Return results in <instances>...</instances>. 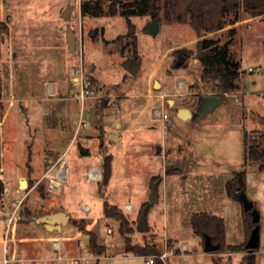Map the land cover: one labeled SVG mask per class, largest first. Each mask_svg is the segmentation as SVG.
<instances>
[{
  "label": "rangeland",
  "instance_id": "1",
  "mask_svg": "<svg viewBox=\"0 0 264 264\" xmlns=\"http://www.w3.org/2000/svg\"><path fill=\"white\" fill-rule=\"evenodd\" d=\"M4 1L5 8L0 11L3 89L8 86L10 75L16 96L23 98L45 95L47 82L55 85V96L73 98L79 96L80 79L87 85L88 93L84 101L63 104L23 99L16 103L5 122V136L0 141L6 147L2 158L4 172L0 175L4 183L0 199V264H9L4 259L13 257L12 239L3 240L7 217L15 218L18 225L15 231L24 259L20 264H65L56 261L58 253L51 250L50 244L53 240L72 243L77 229L71 225L72 219L81 222L84 229L89 224L86 230L97 236L98 245H104L98 264H148L150 256L124 252V238L131 246H147L158 252L173 248L176 255L169 257L167 264H242L241 252H205L190 223L194 214L219 216L225 225V242L246 243L245 211L241 202L226 192V184L235 172H245V194L259 214L260 245L255 257L256 264H260V251L264 250V171L258 170L257 163L246 160L243 135L264 130V16L249 17L240 10L239 20L234 24L209 34L201 31L198 36L187 20L178 23L172 12L166 14L162 9L154 15L160 30L153 37L143 30L153 18L149 13L93 18L79 12L83 0ZM68 6L69 16L64 18L63 11ZM106 6L107 2L104 10ZM229 8L228 23L238 10ZM129 22L135 27L133 34L128 33ZM67 27L75 34L76 50L72 53L66 45ZM232 27L235 31L230 54L240 62L241 72L239 102L224 95L222 103L206 116L181 120L177 114L179 108L185 107L195 114L201 97L216 94L202 87L197 41L215 37L224 43ZM183 52H187V57ZM179 55L184 61L175 67ZM130 58L140 61L135 75H129L121 67ZM248 67H260L261 73L249 72ZM177 80L185 83L181 90H176ZM156 82L160 84L159 90L154 89ZM163 91L169 93L163 106L169 118L165 122L155 119L153 113L160 105L157 96ZM168 100L174 103L170 105ZM48 107H51L48 114L43 113ZM93 107L96 112L91 123ZM22 109L28 114L24 115ZM25 124L26 128L35 130L31 136ZM11 127L15 130L13 134ZM35 134L39 139L33 142L36 165L32 177L27 173L24 136L30 142ZM48 141L59 155L43 161V153L37 152ZM12 144L13 154L9 148ZM84 150L88 153L83 154ZM105 157L111 158L112 175L104 198L125 216L127 226L123 235L119 222L102 212L103 200L97 194V183L85 177L88 168L99 166L101 178ZM58 158L67 163V176L61 189L54 192L47 189L44 174L60 170ZM178 165H183V169L173 170ZM155 177L161 178L157 187L159 201L152 204L148 193ZM21 181L26 182L24 187ZM125 203L132 204L133 213L122 209ZM142 203L147 204L149 228L145 232L135 228ZM82 204L89 207L88 214L80 211ZM58 211L70 215V224L50 234L38 221L41 216ZM92 219L97 222L93 223ZM107 228L112 229L111 234L106 232ZM46 237H51L48 242ZM81 238L83 249L88 252V236L84 234ZM181 242L188 245L183 254L178 249ZM3 249L9 250L7 255L2 253Z\"/></svg>",
  "mask_w": 264,
  "mask_h": 264
},
{
  "label": "trees",
  "instance_id": "2",
  "mask_svg": "<svg viewBox=\"0 0 264 264\" xmlns=\"http://www.w3.org/2000/svg\"><path fill=\"white\" fill-rule=\"evenodd\" d=\"M107 2L106 10L103 9L104 3ZM153 3L152 5L150 3ZM229 7L238 8L234 18L228 23L227 16ZM151 9L160 12L162 9L166 14L172 12L175 21H188L189 25L201 36L200 32L206 34L218 32L225 29L228 25L234 24L239 20L240 10L249 17L264 16V0H83L79 6V12L82 16L99 17V16H115L122 17L144 16L150 14ZM155 15V13H154ZM153 15V17H155ZM235 28L232 27L228 31V38L224 43L218 38H200L196 47V58L201 64L202 87L212 93H216L225 99L224 93L233 90H239V78L241 77L240 62L231 57L230 46L233 42ZM183 56L187 57V52H183ZM181 66V65H180ZM177 66L175 63V67ZM202 98V97H201ZM200 98V101H201ZM244 156L247 161H253L258 164V170L264 171V130H252L245 132L243 135ZM102 164V180L97 184V194L104 198L105 189L107 188L112 175V161L110 157H105ZM175 170V169H173ZM176 171V170H175ZM232 180L226 184V192L233 200H239V193L245 192L246 175L245 172H235ZM152 183L159 184L161 178H152ZM4 194V185L0 181V199ZM147 211V204H143L141 210ZM102 212L108 218H112L119 222V228L123 235L127 226L125 216L115 206H111L107 201L103 202ZM245 227V236L248 239L251 229L255 226L251 221L250 213L243 214ZM194 234L197 235L201 243L203 234H207L213 244H220L217 251L213 253L225 252L235 254L243 253L242 264H256L257 258L255 253L258 249L249 251L243 244L228 245L225 242V225L223 219L219 216L201 213L194 214L190 219ZM73 224L79 231L86 233L88 236V249L92 255L100 256L104 253V245H98L97 236L84 229L81 222L72 219ZM124 252L132 253L140 256H152L158 254L154 248L147 246H131L128 239L124 238ZM155 264H162L157 261Z\"/></svg>",
  "mask_w": 264,
  "mask_h": 264
},
{
  "label": "crops",
  "instance_id": "3",
  "mask_svg": "<svg viewBox=\"0 0 264 264\" xmlns=\"http://www.w3.org/2000/svg\"><path fill=\"white\" fill-rule=\"evenodd\" d=\"M4 8H5V1L4 0H0V11H1V13H2V11L4 10ZM136 62H140V61H136ZM11 70L9 69V72H10ZM10 74V73H9ZM8 81H9V83H8V86L7 87H5L4 89H3V87H2V84H0V103H1V105H0V108H1V112H0V114H1V116H0V141L1 142H3V139H4V136H5V133H4V131H3V126H4V124H5V122L7 121V119H8V117L11 115L10 113L13 111V109L15 108V106H16V103L17 102H21V101H23V99H26V100H28V99H35V100H38V101H40V100H44V101H52L51 103L52 104H54V102H57V103H64V102H66V101H71V100H75V101H80L79 100V98H78V96H76V97H73V98H69L67 95H60V96H55L54 94L56 93V87H55V85L53 84V82H47V84H46V86H45V95H43V96H40V97H31V98H23V97H19V96H16V93H15V87H14V80H13V78L10 76V75H8ZM178 82H181L182 83V86H183V88H184V85H185V83L181 80H177V82H176V90H177V83ZM167 93L166 91H163V92H160V94L157 96L159 99H160V103L163 101L162 100V98H161V95L163 94V93ZM37 98V99H36ZM169 98V93H167V97L166 98H164V103H165V101L167 100ZM173 101V100H172ZM81 102V101H80ZM173 103H174V101H173ZM168 104H169V100H168ZM55 106V105H54ZM18 110H21V108L20 107H18ZM49 110H51V107H48V108H44L43 109V113H45V114H48V112H49ZM55 110V109H54ZM55 112V111H54ZM57 112H59V114H61L62 113V110H58ZM22 113L24 114V115H27L28 113H27V111L26 110H24V109H22ZM166 113V112H165ZM193 114V113H192ZM4 122V123H3ZM26 123L28 124L29 123V121H27L26 120ZM27 124H25V130L26 131H28V133L30 134L29 136H31V132L32 131H34L35 132V130L33 129H29V128H26L28 125ZM11 134H13L14 133V128L13 127H11ZM25 137V142H24V147L26 148V150H27V152H26V161H27V163L29 164V166H28V171H27V173H30L31 174V176L33 177L34 176V168H35V165H36V163H35V159H34V157H35V153H36V149H35V147L33 146V142L36 140H38L39 139V136L37 135V134H35L34 135V137H32V140L29 142V141H26V137L27 136H24ZM10 139H12V138H10ZM43 147H42V151H40V152H37V153H43V161L44 160H46L45 158L46 157H49V159H48V161H50V159H54L55 157L57 158L58 157V153H59V151L58 150H56L55 148V146L53 145V143L52 142H50V141H48L46 144H44V145H42ZM11 147V148H10ZM9 148H10V152L13 154L14 152L12 151L13 149H14V144H12V145H10L9 146ZM16 148V147H15ZM39 149V148H38ZM16 152V151H15ZM161 152V151H160ZM159 152V153H160ZM5 153H6V147L4 146V145H1V143H0V175L4 172L3 171V169H4V164L2 163V158H4V156H5ZM59 160V158L58 159H56V161H58ZM92 167H98L99 168V166H92ZM92 167H90V168H92ZM20 177V175L19 176H17V178L16 179H18ZM0 181H1V179H0ZM3 182V181H2ZM90 182H96L97 184H98V182L99 181H90ZM151 184H152V182H151ZM3 185H4V183H3ZM157 187H158V184H157ZM106 193V192H105ZM150 193V192H149ZM148 193V195H150ZM158 194V193H157ZM101 198V197H100ZM102 200H103V202L104 201H107L106 200V197L105 198H101ZM158 201H159V194H158ZM144 203H142V205H143ZM102 205H103V203H102ZM111 206H115V205H111ZM142 207V206H141ZM122 209L125 211V212H128V213H133L134 212V207L132 206V204L131 203H125L123 206H122ZM141 210V209H140ZM2 210L0 209V212H1ZM58 212H60V211H58ZM54 213H56V212H54ZM62 213H65L64 211H62ZM51 214V213H50ZM49 214V215H50ZM66 215L68 214V213H65ZM44 216H46V215H44ZM69 216V219H70V215H68ZM41 217H43V216H41ZM69 219H68V221H69ZM93 221V223H95V222H97L96 220H94V219H92ZM68 221H67V223H66V225L67 224H70V223H68ZM38 222H40V223H42L41 222V220L40 221H38ZM146 223H147V215H146ZM137 224V223H136ZM42 225H43V227H44V224L42 223ZM65 225V226H66ZM72 225V224H71ZM74 227V226H73ZM90 227V225L88 224L87 226H86V229L88 230V228ZM147 227H148V225H147ZM17 228H18V225H17V227H16V230H17ZM61 228V227H60ZM149 228V227H148ZM147 228V229H148ZM108 229H111V228H107L106 229V232L108 233ZM54 230H56V229H53V230H51V231H48L50 234H51V232H53ZM62 229H60L59 231H61ZM18 232V231H17ZM112 233V229H111V232L110 233H108V234H111ZM87 235L86 233H82L81 231H79V229L77 230L76 229V233H75V235L73 236V241H72V243H69V244H62V243H60V246H61V250L60 251H55L53 248H52V246H51V244H50V246H51V250L53 251V252H56V253H58V256L59 255H61V254H63L62 255V257H58L57 256V260L56 261H64L65 262V264H72V263H70V261H77V262H79V264H83L82 262H85V261H89V262H92L93 260L96 262V261H99V259H101V257H102V255H101V257H99V256H93L90 252H89V249H88V246H87V244H88V239H87V244H86V246H87V251L88 252H85L84 251V249H83V246H82V241H81V237L83 236V235ZM50 238L51 237H46L45 239L47 240V242L50 240ZM56 238V237H55ZM18 239H17V233H15V235H14V238L12 239V242H11V244L13 245V250H12V248H11V251H10V254H11V252H12V260H13V262H15V261H18V262H15L16 264H20V263H22L23 261H24V259H23V255L21 254V252H20V247H18V241H17ZM26 240H28L27 238H26ZM69 240V239H68ZM68 240H67V242H68ZM181 244H184V245H186V248L188 249V245H187V243H183V242H181L180 243V245ZM180 245H179V247H180ZM179 249V248H178ZM9 251V250H8ZM7 251V252H8ZM2 253L4 254V249H3V251H2ZM80 254H81V256H80ZM134 255V254H133ZM105 258H107V256H105ZM42 260H44V261H47V260H49V259H47V258H44V259H42ZM51 260V259H50ZM56 261H55V263H56ZM56 264H58V263H56ZM86 264H88V263H86ZM94 264H98L97 262L96 263H94Z\"/></svg>",
  "mask_w": 264,
  "mask_h": 264
},
{
  "label": "water",
  "instance_id": "4",
  "mask_svg": "<svg viewBox=\"0 0 264 264\" xmlns=\"http://www.w3.org/2000/svg\"><path fill=\"white\" fill-rule=\"evenodd\" d=\"M151 5L153 4L152 2L150 3ZM69 9L70 6H68L64 11H63V17L67 18L69 16ZM155 10L151 9L150 14L154 15ZM129 27V32L130 34H133L135 31L134 25H132L130 22L128 23ZM145 33H148L149 35L155 37L160 30L159 26V20L157 17H153L150 22H148L144 28H143ZM66 45H68L69 52H75L76 50V45H75V34L71 30L70 27H67V36H66ZM184 57L182 55L177 56V61L176 65L180 66L181 63H183ZM121 67L130 75H135L140 67V62H134L131 58L126 59L122 64ZM154 89L159 90L160 89V84L155 83L154 84ZM222 103L221 97L217 94L215 95H207L201 98L200 105H199V111L195 114H192L191 111L185 107H181L178 110V117L182 119H190L192 116L195 117H204L206 116L209 112L215 109L216 106H219ZM169 104L172 105L173 101L169 100ZM90 117L89 120L91 123L94 122L95 118V107H93L90 111ZM158 153L161 151V147H158ZM83 154H87V150L82 151ZM175 170L181 171L183 169V165H178L174 167ZM22 187L26 185L25 181H21L20 184ZM149 203L155 204L158 202V194H157V184L152 183L150 186V193H149ZM239 200L242 204V208L244 209L245 212L251 213V221L255 225L250 232V235L247 239V243L245 245L246 249L249 251H252L253 249H258L260 245L259 241V214L254 208L253 202L249 201L245 192H240L239 193ZM146 215L147 211L145 209L141 210L140 216L138 218L137 224L135 228L139 232H145L147 230V223H146ZM69 219L68 214L66 215L65 213L62 212H56V213H51L50 215L43 216L39 219L41 222L44 224V227L47 230H60V227L62 225H66L67 221ZM203 249L205 252H215L219 249L220 244H213L210 240V237L207 234H203Z\"/></svg>",
  "mask_w": 264,
  "mask_h": 264
},
{
  "label": "built area",
  "instance_id": "5",
  "mask_svg": "<svg viewBox=\"0 0 264 264\" xmlns=\"http://www.w3.org/2000/svg\"><path fill=\"white\" fill-rule=\"evenodd\" d=\"M249 72H253L256 74L261 73V68L260 67H248ZM78 85L80 87V93H79V100L84 101L86 98V94L88 93L87 85L82 81V79L79 80ZM183 88L182 83L178 82L177 83V90H181ZM239 91L233 90L231 92H225L224 95L227 97L232 98L235 100V102H239ZM167 97V93H163L161 95L162 102L160 103L159 107L153 109L154 113V118L160 120L161 122L167 121L168 115L167 113L164 112L163 106H164V98ZM61 163V168L60 170L54 172V173H49V174H44V178L47 180V189L50 191L58 192L63 183L66 181V176H67V163L64 162V160H58ZM85 177L87 181H100V167H92L88 168L87 171L85 172ZM80 211L83 212V214H88L89 213V207L86 204H82L79 206ZM4 237L3 240L6 241L8 238L13 239L14 235L16 233V219L13 217H7V219L4 222ZM111 232V229H108V233ZM51 246L55 251H60L61 246L60 242L57 240H53L51 242ZM187 250L186 245L181 244L179 247V251L181 254H183ZM7 250L4 249V254L7 255ZM261 253V262L260 264H264V250L260 251ZM176 252L173 248H165L162 251H160L158 254L152 255L147 258L148 264H155L157 261H160L162 264H167L168 258L171 256H175ZM4 263H9V264H16L13 262V260L10 259H4Z\"/></svg>",
  "mask_w": 264,
  "mask_h": 264
},
{
  "label": "flooded vegetation",
  "instance_id": "6",
  "mask_svg": "<svg viewBox=\"0 0 264 264\" xmlns=\"http://www.w3.org/2000/svg\"><path fill=\"white\" fill-rule=\"evenodd\" d=\"M134 61V60H133ZM134 62H136V61H134Z\"/></svg>",
  "mask_w": 264,
  "mask_h": 264
}]
</instances>
